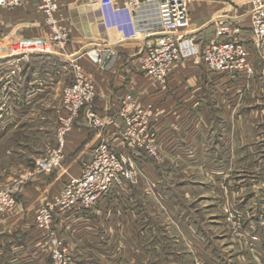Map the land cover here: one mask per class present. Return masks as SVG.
<instances>
[{
	"label": "crops",
	"instance_id": "0c3cea01",
	"mask_svg": "<svg viewBox=\"0 0 264 264\" xmlns=\"http://www.w3.org/2000/svg\"><path fill=\"white\" fill-rule=\"evenodd\" d=\"M249 1L237 0L233 4H230L228 0H192L190 2L188 20L182 33L187 36L185 40L188 39L191 42L197 40L199 44L194 47H198V50L192 59L181 60L182 62L175 66L165 87L157 85L151 77L139 70L145 43L132 37L131 25L125 26V30L118 26L120 23L127 24L129 21L127 17L105 15L99 6L84 2L76 4L65 0L59 2L62 9L59 14L62 15L70 35L69 53L80 56L79 64L83 72L94 81L97 88L98 98L93 110L100 116L115 117L125 104L127 95H133L135 107L145 108L154 105L158 111L151 123L164 134L161 145L167 147L169 141L175 138L169 136L168 131H178V125H187L189 118L191 122L187 128L194 133L198 130L200 120L207 128L212 126L211 106L217 104V107L223 110V112L220 111V119H223V115L229 117V102H219L216 92H212L210 96L211 92L207 89L216 87L213 90L218 89L220 93L225 91L232 93V90H235L232 97L242 98L241 89H244V93L252 91V96H255L256 89L264 84V73L261 76L260 70L261 63L256 62L258 57L262 58L263 54L251 45L253 41L250 20L252 7ZM0 15L2 16L0 36L2 37L3 63L9 61L19 68L28 67L29 70L28 77L22 73L19 94L12 97L9 104L2 100L4 110L29 111L40 107L44 110H56L61 105L63 89L72 83L73 75L69 65L48 53L51 44L45 38L48 36V26L44 14L35 7V4H31L19 10L0 8ZM224 23L232 28L241 29L238 40L244 42L250 50V63L255 70L254 75L233 74L234 77H232L230 73L224 76L211 73L205 69L200 58H195L201 51L203 53L204 48L216 38L217 30ZM98 51L104 53L112 51L117 54L111 69H102L103 67L95 58ZM31 63H33L32 72H30ZM214 95L217 97V102ZM221 97L224 99L223 96ZM44 121L48 122L49 117ZM3 123L2 121V125ZM2 130H4L3 126ZM40 130L44 131L43 134L46 137L50 135L49 129L47 131L41 127ZM190 137L192 136L188 135L187 139H191ZM107 138L118 150L129 148L127 143L119 137L116 129H112ZM67 140L65 149L67 174L62 175L56 185H51L49 183L51 180L49 181L47 177L27 186L18 197L21 200L18 202L19 207L12 212H7L0 219V264H22L27 258L28 264H48L49 255L44 247L43 234L34 227L38 204L42 202L41 198L45 194L50 196L51 201L54 200L61 194L70 178L81 176L83 165L93 160L95 149L100 142V134L88 126L83 112ZM4 154V156L11 154L9 148L4 150ZM47 154L48 152L42 153L41 157ZM144 159L146 158L143 155L138 157L139 166H143V174H146V184L140 181L136 186H125L115 193L108 194L91 213L58 216L55 228L60 234L69 238L67 241L69 246L71 241L72 244L73 242L78 244L76 248L70 246L74 255L86 258L80 251L87 252L84 245L95 242H98L96 247L104 243H121L120 238L123 235L126 236L128 227L132 228L135 225L142 227L147 219L153 217L150 204L152 195L149 194L147 186H150L149 181L156 174L152 173L150 165ZM148 169L150 171H147ZM156 190L160 192L158 188ZM152 193L155 195V190ZM119 225L124 230L117 235L106 228V226ZM20 229L27 234L25 242L31 244L28 249L23 247L20 240L18 241L22 245L17 247L14 244L15 238H19L13 235L18 234ZM8 246L12 248V252L7 251ZM15 248H18V251H14ZM21 248L24 251L19 252ZM125 260L126 258L123 260L124 263H126Z\"/></svg>",
	"mask_w": 264,
	"mask_h": 264
},
{
	"label": "rangeland",
	"instance_id": "374dc122",
	"mask_svg": "<svg viewBox=\"0 0 264 264\" xmlns=\"http://www.w3.org/2000/svg\"><path fill=\"white\" fill-rule=\"evenodd\" d=\"M191 1L189 0L188 9ZM236 1L231 0L230 4ZM72 2L79 3L78 0ZM249 2L252 11L254 0ZM31 4L39 7V2L33 1L25 3L20 8ZM0 28L2 31L1 24ZM47 29L48 36L45 38L49 42L51 32L49 28ZM231 29L232 37L239 39L237 28ZM251 34L253 39L252 31ZM196 41L182 45L184 51L181 60L192 59L198 50V47H194L199 44ZM259 44L251 41V45L263 54L261 59L258 57L256 60L261 63L260 70L263 76L264 49ZM0 47V189H10L17 201L22 191L36 180L39 182L40 179L49 177V181L51 180L49 183L56 185L60 181L59 178L67 174L64 162L60 171L28 177L36 169L37 162L43 158L41 154L49 153L56 147L54 129L62 124L60 116L63 113V92L61 105L56 110H44L41 107L29 111L4 110L2 85L5 76L13 79L11 71L16 67L14 63L2 61L1 36ZM112 53L116 58L117 54ZM97 54L106 58L109 52L98 51ZM202 55L201 51L195 58L199 59ZM76 57L80 58L78 55ZM30 68L32 72L33 63ZM107 68L111 69L112 66ZM20 69V73H25L28 77V67ZM70 69L74 76L72 68ZM230 74L234 77V73ZM213 88L216 87L207 89L211 92L210 96L212 92H216L219 102H229L228 118L223 115L224 120L220 119V111L223 110L214 102L216 105L210 108L213 111L212 126L207 128L200 120L198 130L194 133L187 128L191 122L189 118L187 125H178V131H168L169 136L172 138L177 136V139L169 141L167 147L161 145L164 134L152 126L151 144L154 145L152 149L155 150V154H148L144 152L145 150L141 153L146 158L144 159L146 163L150 165L152 173L156 174L149 181L150 186H147L149 194L152 195L150 204L153 217L150 216L151 219H147L142 227L136 225L128 227L126 236L121 237L123 241L120 238L121 243H104L100 247H96L98 242L84 245L87 252L85 250L80 252L86 258L72 253L70 246L76 248L78 244L76 242L72 244L71 241L70 246L67 244V251L73 264H264V84L256 89L255 96H252V91L244 93V89H241L242 98L232 97L235 90H232V93L231 91L220 93L218 89ZM216 96L214 95L217 102ZM155 107L153 105L154 110L149 111L152 118L157 115L158 110ZM48 117L49 121H44ZM41 127L47 131L49 129L48 137L40 130ZM188 135L192 136L191 139H187ZM7 148L11 154L4 156V150ZM142 168L140 165V169ZM139 181L143 183L147 181L143 170ZM156 188L160 192H157ZM153 190L155 195L152 193ZM49 197L47 194L42 196L38 211L47 200H50ZM18 202L21 200L17 201L9 212L19 207ZM106 228L116 235L124 230L121 225ZM14 236L19 238H15L14 244L17 247L23 243V247L28 249L31 245L25 242L27 234L24 230L20 229ZM60 236L69 241L64 234ZM253 237L258 238L256 242L252 241ZM7 251L13 250L8 246ZM14 251H18V248ZM22 251L23 248L19 252ZM125 258L126 263L123 262ZM27 260L28 258L22 264H28ZM47 262L53 264L49 256Z\"/></svg>",
	"mask_w": 264,
	"mask_h": 264
},
{
	"label": "built area",
	"instance_id": "2783aa9c",
	"mask_svg": "<svg viewBox=\"0 0 264 264\" xmlns=\"http://www.w3.org/2000/svg\"><path fill=\"white\" fill-rule=\"evenodd\" d=\"M39 2V10L46 18L50 30L48 53L66 63L74 72L72 83L63 91L62 124L56 127V147L37 162L36 169L29 174L47 175L60 171L66 160L65 148L68 135L84 112L87 124L100 134V142L95 149L93 160L82 167L78 178H70L61 194L39 209L34 219V227L43 234L44 247L53 264H73L67 251V241L55 228L56 217L75 214H88L98 207L104 199L125 186H136L140 183L142 169L138 157L142 151L155 154L151 144L153 105L144 109L135 107L133 95H127L125 104L115 117L98 115L93 106L98 98L94 81L85 75L79 64L80 58L69 53L70 35L63 26L64 20L59 14V0H0V6L12 10L25 3ZM72 1V0H65ZM99 6L105 15L127 17V24L118 26L125 30L131 25L132 37L144 42V52L140 59L139 70L151 77L154 82L164 86L168 82L175 66L181 61L183 34L188 20L189 0H78ZM231 1V0H228ZM250 12L253 40L264 49V0H254ZM232 29L226 24L220 25L216 38L204 48L200 57L205 69L211 73H234L254 75L250 63V50L247 45L232 37ZM240 28L236 29L239 35ZM98 57V59H97ZM103 70H108L114 63L115 55L109 52L106 58L95 56ZM11 71L13 79L5 76L2 85V100L9 103L12 97L19 94L22 85L21 69L18 66ZM18 70V71H17ZM20 70V71H19ZM10 72V73H11ZM8 74V73H7ZM8 77V79H6ZM6 105V104H5ZM4 104L2 108H4ZM112 129H116L119 137L127 146L118 150L107 138ZM137 140V142H135ZM153 145V146H152ZM16 197L10 189H0V218L16 205ZM257 237L252 241L256 242ZM262 264V263H261Z\"/></svg>",
	"mask_w": 264,
	"mask_h": 264
},
{
	"label": "bare ground",
	"instance_id": "6f19581e",
	"mask_svg": "<svg viewBox=\"0 0 264 264\" xmlns=\"http://www.w3.org/2000/svg\"><path fill=\"white\" fill-rule=\"evenodd\" d=\"M189 3V2H188ZM97 59H98V57H97Z\"/></svg>",
	"mask_w": 264,
	"mask_h": 264
}]
</instances>
